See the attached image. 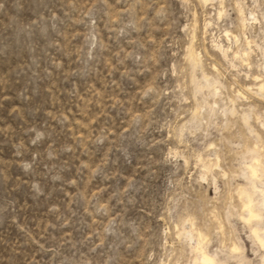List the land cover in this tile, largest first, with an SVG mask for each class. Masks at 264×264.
<instances>
[{"label": "rangeland", "instance_id": "374dc122", "mask_svg": "<svg viewBox=\"0 0 264 264\" xmlns=\"http://www.w3.org/2000/svg\"><path fill=\"white\" fill-rule=\"evenodd\" d=\"M260 83L264 0H0V264H264Z\"/></svg>", "mask_w": 264, "mask_h": 264}, {"label": "bare ground", "instance_id": "6f19581e", "mask_svg": "<svg viewBox=\"0 0 264 264\" xmlns=\"http://www.w3.org/2000/svg\"><path fill=\"white\" fill-rule=\"evenodd\" d=\"M262 83H263V81H262ZM259 86H260V88H259L260 91H262V90L264 91V84L260 83ZM253 174H255L254 171H253ZM253 177H254V175H253ZM253 208L254 207H251V205L247 206V213H248L250 219H257L259 216H258V214H256V212H255V210ZM255 235H256L257 240L263 244L264 243V241H263L264 239L261 238V236L258 234V232H256ZM202 259H203V263L202 264H217L214 260H212L208 256H203Z\"/></svg>", "mask_w": 264, "mask_h": 264}]
</instances>
